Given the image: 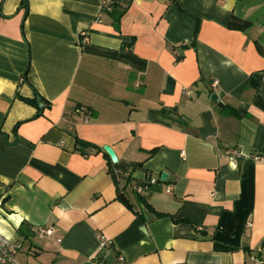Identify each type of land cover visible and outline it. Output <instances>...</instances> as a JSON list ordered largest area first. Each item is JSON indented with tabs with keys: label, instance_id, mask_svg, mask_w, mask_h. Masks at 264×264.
Instances as JSON below:
<instances>
[{
	"label": "crops",
	"instance_id": "crops-1",
	"mask_svg": "<svg viewBox=\"0 0 264 264\" xmlns=\"http://www.w3.org/2000/svg\"><path fill=\"white\" fill-rule=\"evenodd\" d=\"M25 1L0 0V233L18 263L264 261V0H122L119 24L103 0Z\"/></svg>",
	"mask_w": 264,
	"mask_h": 264
},
{
	"label": "built area",
	"instance_id": "built-area-1",
	"mask_svg": "<svg viewBox=\"0 0 264 264\" xmlns=\"http://www.w3.org/2000/svg\"><path fill=\"white\" fill-rule=\"evenodd\" d=\"M113 1L114 0H103V10L106 12H110L112 10ZM84 34L85 33L81 34L82 37L84 38L83 42H87V37ZM215 86H217V82L214 83V87ZM75 113L78 116H80V118L85 124L89 122L91 114L87 110L82 109V108H76ZM229 154L232 157H239V158L242 157L241 154L236 151L229 152ZM253 159L256 162H264V155L253 156ZM155 182L156 180L151 179L146 184H143V185L141 184L140 186H136L135 191L138 194L143 195L149 191V187L155 184ZM34 232L40 238H44V237L51 236L53 234V229H51V227H37V228H34ZM110 246H111V243L102 237L101 247L108 248ZM22 248H23L22 242L10 240L9 238L5 237L4 235L0 233V264H19L17 260V256L19 252H21ZM253 261L255 264H264V261L258 258H255V260L253 259Z\"/></svg>",
	"mask_w": 264,
	"mask_h": 264
},
{
	"label": "trees",
	"instance_id": "trees-1",
	"mask_svg": "<svg viewBox=\"0 0 264 264\" xmlns=\"http://www.w3.org/2000/svg\"><path fill=\"white\" fill-rule=\"evenodd\" d=\"M121 1H122V0H114V1H113V4H112V10H111L110 13H109V14L111 15V17L113 18L112 20H114L115 24H119V23H120L122 17L125 15V13H126V11H127L126 9L122 8V6H120V5H121V4H120ZM23 5H24L25 7H28L27 2H26L25 0H23ZM39 98L42 99V98L38 95V93H36V97H35L34 99H32V100L23 99V100H24L26 103H28L29 105H32V106H38V102H37V100H38ZM42 100H43V99H42ZM43 102H44V100H43ZM77 146H79L81 150H84L85 148H90V147H92V148H94V149L100 151L99 148L94 147V146H91L90 144H87V143L84 144V143L81 142V141H77ZM152 153H155V151L152 152ZM140 199H141V201H144L143 198H140ZM146 205H147V207L149 208L150 211H153L154 213H156V216H158V217H162V216H164L163 214H159V213L155 212V210H154L149 204H146ZM20 232H21L22 235H24V232H23L22 229H20Z\"/></svg>",
	"mask_w": 264,
	"mask_h": 264
},
{
	"label": "water",
	"instance_id": "water-1",
	"mask_svg": "<svg viewBox=\"0 0 264 264\" xmlns=\"http://www.w3.org/2000/svg\"><path fill=\"white\" fill-rule=\"evenodd\" d=\"M213 100L217 101V96H213L212 97ZM38 102V106L39 108L41 109V111H43V107H44V102L42 99H38L37 100ZM104 151L107 153V155L111 158L112 162L113 163H118V158H117V155L115 154V152L113 151V148H110V147H105L104 148ZM167 179V174L166 173H163L162 174V180L165 181Z\"/></svg>",
	"mask_w": 264,
	"mask_h": 264
}]
</instances>
